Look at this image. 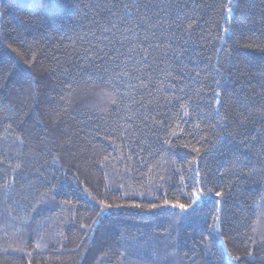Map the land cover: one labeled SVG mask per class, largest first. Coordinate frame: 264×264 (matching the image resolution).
Segmentation results:
<instances>
[{
    "label": "trees",
    "instance_id": "obj_1",
    "mask_svg": "<svg viewBox=\"0 0 264 264\" xmlns=\"http://www.w3.org/2000/svg\"><path fill=\"white\" fill-rule=\"evenodd\" d=\"M131 2L0 0V264H264V0Z\"/></svg>",
    "mask_w": 264,
    "mask_h": 264
},
{
    "label": "snow or ice",
    "instance_id": "obj_2",
    "mask_svg": "<svg viewBox=\"0 0 264 264\" xmlns=\"http://www.w3.org/2000/svg\"><path fill=\"white\" fill-rule=\"evenodd\" d=\"M161 4L163 5V7H168V5L165 3V0H161ZM138 6H139V0H132L131 3H124L123 4L124 9H129V8L138 7ZM145 7H147V5H145ZM162 10H163V8H161V11ZM228 11L231 12L232 9L229 8ZM141 20H147V17L141 16ZM173 23H175V26L177 29H180L182 27V24L179 22V17H177L176 21H173ZM194 23H195V21L188 23L186 25L185 30L191 29L193 27ZM161 24L167 25L168 21L161 18V19H158L156 21V23H154V24L149 23V27L150 28H156L157 26H159ZM112 27H115V25H113ZM105 31H108V29H105ZM226 31H227V29H226ZM161 34L163 35V32ZM104 39L107 40V37H104ZM145 39H147V37H145ZM109 44H111V41H109ZM9 47H11V45H9ZM13 51H18V49H13ZM112 51H113V54L108 55L107 53H104L103 50H101V52H98L95 56V60H101V59L106 57L107 61L110 62L109 64H105L103 67H101L100 65H97V64H95V62H93V66L96 68L97 71L101 72L102 74L111 75L114 79H119L121 75H124V76L129 75V72L121 67V64H123L125 61L135 63V62H137V58L139 57L138 62L140 64V67H147L146 59L151 54V51L149 48L138 49V47L136 45L128 47L125 52H120L119 50H117L115 48H113ZM217 51H219V49ZM121 57H123V60H121ZM26 62L29 64L31 63V61H26ZM161 63H162V61H161ZM137 70H139V69H137ZM217 71H219V69H217ZM167 75H171V73L169 72V73H167ZM219 84H220V82L217 80L216 81L217 90L214 93L217 104H220L222 102L221 101V92L219 91ZM141 86L143 87L144 85H141ZM172 87L175 88V85H173ZM181 92H183V89H181ZM180 98H182V97H180ZM192 99L193 98L190 96L188 98V101H186L185 103H182L180 105V109L183 110L185 115L189 114V111H188L189 102H191ZM217 115L221 119L225 118L223 116V114L219 112L218 109H217ZM194 127L196 130H199V128H200L199 123H197ZM201 139H203V137H201ZM218 139H219V137H218ZM185 146L187 147L188 145H185ZM193 151L196 153L197 157H199L201 155L202 149L193 148ZM58 159H59L58 156H53L52 157L53 163H55ZM200 175L201 174L199 171L195 172V182L196 183L201 182L199 179ZM183 180H184V178L181 177V182H183ZM207 192L211 193L212 189L211 188L207 189ZM203 195H204L203 190L198 189V190L194 191L193 193H191V203H180L179 201L172 202V201L165 200L163 202V204H164V206H171L172 208H179L182 213H192L196 210L195 206L200 201V199L202 198ZM223 195H224V193L222 191L215 192L216 197H221ZM216 203L219 204L220 201L217 200ZM99 205H100V211L97 212V214H96L97 219L93 221V225H99L101 222V219L104 216L111 215L112 214L110 211L111 209H114V208L119 209L121 207H124V205H121V204H107L103 200L99 201ZM130 206L135 207V208H141L142 207V205H140V204H133ZM159 207H161V205L150 204V205L146 206V210L151 211L152 209H157ZM93 225H90L89 227H92ZM248 255H251V253H248ZM228 256L230 257V259L235 260L237 262L240 260L239 256H233L231 253H228Z\"/></svg>",
    "mask_w": 264,
    "mask_h": 264
}]
</instances>
